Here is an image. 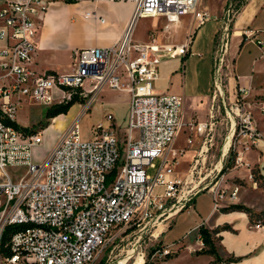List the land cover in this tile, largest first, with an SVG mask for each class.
Masks as SVG:
<instances>
[{"label":"built area","instance_id":"obj_1","mask_svg":"<svg viewBox=\"0 0 264 264\" xmlns=\"http://www.w3.org/2000/svg\"><path fill=\"white\" fill-rule=\"evenodd\" d=\"M58 1L63 0H0V264H96L110 242L127 231L154 228L205 193L191 196L190 191L175 198L181 181L170 177L178 156L173 146L185 127L184 101L154 89L161 63L186 57L194 32L212 20L201 9L202 0H133L131 22L116 44L76 50L70 72L38 73L32 67L37 21ZM83 16L107 23L90 8ZM185 17L190 18V32L182 45L158 43L155 33L149 43L133 41L132 27L141 18H164L167 32ZM231 38L224 22L216 37L208 121L190 126L202 137L213 130L217 113L224 111L227 124L235 129L227 153L235 151L236 166H242L238 145L249 151L262 135L247 107L251 88H239L233 100L227 92ZM258 45L264 50V42ZM104 89L130 93L126 126L119 134L113 115H108V124L96 125L93 138L83 140L80 119ZM73 98L88 100L47 159L35 163L34 149L43 144V136L18 124L19 109L34 102L47 113ZM260 111L264 116V104ZM244 137L249 140L243 143ZM169 154L173 159L167 158ZM251 178L254 189L260 188L253 172ZM161 186L165 192L157 194ZM241 188L236 185L229 193L211 189L214 207L232 204ZM168 200H174L169 207ZM8 231L10 237L2 247ZM169 253L162 248L148 259L143 253L140 257L142 264L155 263Z\"/></svg>","mask_w":264,"mask_h":264},{"label":"crops","instance_id":"obj_2","mask_svg":"<svg viewBox=\"0 0 264 264\" xmlns=\"http://www.w3.org/2000/svg\"><path fill=\"white\" fill-rule=\"evenodd\" d=\"M87 2L90 3V7L87 8L97 11L107 21L106 24H101L100 21L96 22L93 30L96 35L95 41L70 50L56 46L51 41L50 34L46 32L54 18L53 10H51L38 24L39 29L34 40L35 51L32 67L38 73L58 72L53 69L63 71L58 73L70 72L73 54L76 50L90 47H109L116 44L123 37L131 22L135 7L132 1L131 4L128 3V0H87ZM59 4L62 11L60 12L67 14L68 12L64 8L66 5L61 1H59ZM87 8H84L83 11ZM115 9H117L118 14L115 13ZM83 11L78 13L82 17H84ZM215 20V22H209L194 32L191 50L186 57L165 59L161 63L159 78L154 82L155 93H170L183 98L185 127L191 122L198 124L208 121L216 37L222 24L220 20ZM177 28L178 25L171 27L174 33L177 32ZM156 29L158 28L153 25V31L150 34L156 33ZM86 31L91 32L88 29ZM160 32L165 31L161 29ZM231 32V43L233 40H238V43L232 54L230 44L227 55L229 65L227 92L233 100L239 88H251L247 97V107L251 108L256 117L257 127L262 135L258 146L249 151H244L243 146L238 145V152L245 164L237 166L231 172L243 179L251 189L241 188L238 199L232 204L244 205L253 213L251 215L239 211L226 212L223 208L232 205L226 202L216 209L211 192L195 196L191 203L187 205V208L169 218L171 221H168L169 219L160 221L153 228L148 243L149 248L161 246L172 253L178 252L173 258L157 264H264V219H257L260 214L264 213V196L262 198L257 197L258 199L250 197L251 190L255 191L251 178L253 170L264 174V116L260 111L261 106L264 104V50L260 49L258 45L259 42H264V0H247L238 13ZM246 33L248 34L246 35ZM187 36L186 33L176 34L175 40L165 41V39L156 35V42L182 45ZM149 42H151V39L143 43ZM48 56L51 58H48ZM100 96L93 107L99 103V106L105 107L106 113L98 120V124L104 123L107 125V116L113 115V126L119 134H122L130 108V93L104 89ZM82 108V104L77 103L69 110L67 115H60L59 117L69 116L70 119L67 122V125H69L80 115ZM57 119L58 117L55 120L53 119V122ZM52 126L50 125L49 128ZM234 130L233 128L231 136H229L223 148V159L227 155ZM194 134L196 137L201 138V135L196 131ZM241 140L244 143L249 139L244 137ZM177 142L175 141L173 148ZM185 155L186 152L180 155L178 159L183 158ZM200 155L199 149L193 150L189 161L195 160ZM157 162L162 163L161 160ZM177 166H181L179 161ZM186 167H188V164ZM186 167L181 168L179 173L186 171ZM256 223L263 225V228H254L253 225ZM225 226L229 227V230L222 231L215 236L218 239L216 247L220 260L218 261L212 255L198 254L204 248V243L198 234L199 228L204 227L209 231H214ZM176 246L180 248L173 251Z\"/></svg>","mask_w":264,"mask_h":264},{"label":"rangeland","instance_id":"obj_3","mask_svg":"<svg viewBox=\"0 0 264 264\" xmlns=\"http://www.w3.org/2000/svg\"><path fill=\"white\" fill-rule=\"evenodd\" d=\"M131 1L133 2V0H128V3L131 4ZM61 2L66 5L64 8L68 12L67 14L61 13L62 11L60 10L61 6L59 1L51 5L47 12L49 13L53 10L54 16L52 23L46 30V32L50 34L51 41L56 46L68 50L77 48L85 43L89 44L94 42L96 35L93 30L98 20H87L82 17L81 14H78L79 12H82L84 8L90 7V3H88L87 0H81L79 2H68L63 0ZM246 2L247 0H202L201 9L206 10L210 14L212 20H214L210 22H215V19H218L222 22L221 26L226 22L231 30L238 13ZM116 10L117 9H115V13L118 14ZM41 21H37V23L39 24ZM166 24L167 22L164 18L139 19L133 33V41L143 43L150 39V32L153 31V25L158 28L156 29L157 31L155 34L159 38L165 39V41L175 40L176 34L180 35L186 33L187 36L190 30L189 17L183 18L182 22L177 24L178 28L177 32H175L176 34L172 29L167 32H160L161 29L162 31L165 30L164 28ZM221 26L220 29L222 28ZM86 29L90 30L92 33L87 32ZM237 43L238 40L232 41L231 54L235 51ZM48 58L51 57L48 56ZM53 70L63 72L61 69ZM101 96L100 98H102ZM87 100L88 99H86L82 105L85 104ZM98 104L99 103L92 107L91 111L80 119V133L83 140H91L93 138L94 127L99 123L98 120L106 113L105 107L99 106ZM46 111V108H42L34 102H30L29 104H24L17 114V122L20 126L29 130L41 131L43 136V144L34 149L35 163H42L47 159L48 155L59 142L61 136L74 123L71 122L67 125V122L70 119L69 116L62 118L58 116V119L53 122V119H48L45 116ZM225 117L226 114L224 111L221 110L218 112L217 123L213 130L211 132H205L201 138L195 136L194 130H192V126H190L191 123L196 124L195 122H191L183 128V131L178 138V142L174 147L178 156L173 161L176 168L174 169V176L171 179L181 181L175 198L181 197L184 193L190 191V195L193 196L196 192H210L211 189H225L228 190L227 192L229 193L236 185L241 186L242 188L251 189L249 188V185L245 184L243 179L237 176V174H232L231 172L237 167L234 161L236 152L231 150L223 159V148L233 130V128L231 130V124H227ZM50 125L53 126L49 128ZM190 140L192 141V144H190ZM197 149L200 150L201 155L195 160L189 161L192 151H196ZM184 152H186V155L183 158L178 159V157ZM167 158L169 160L173 159L172 154ZM178 161L181 163L180 167L177 166ZM157 164H159V162H157ZM187 164L188 167H186ZM185 167L186 171L179 173V170ZM149 174L154 175L155 170L150 169ZM156 192L157 194H164L165 187H159ZM263 196V186L255 189V191L251 190L250 197L252 199L262 198ZM173 201L174 200H168L167 206H171ZM257 219L263 220L264 213L260 214ZM168 221H171V219ZM152 230L153 228L145 231H127L121 238H118L113 243L110 242L103 249L96 264H133L136 258L141 256L140 254L142 253L145 254V257L148 259L152 251L159 247H148ZM179 248V246H176L173 251L178 250Z\"/></svg>","mask_w":264,"mask_h":264},{"label":"trees","instance_id":"obj_4","mask_svg":"<svg viewBox=\"0 0 264 264\" xmlns=\"http://www.w3.org/2000/svg\"><path fill=\"white\" fill-rule=\"evenodd\" d=\"M84 102V99H76L73 98L68 104L64 105V106H59V107H54L50 110H48V112L46 113V117L48 119H56L58 116L60 115H67L69 110L77 103L82 104ZM33 133H35V131H33ZM255 180L260 181V186H264V180L263 178L260 176V174L256 171H253ZM263 180V181H262ZM224 211L226 212H233V211H239V212H245L247 214H251L252 215V211L250 209H248L247 207H245L244 205H240V204H232V205H228L227 207L223 208ZM252 217V216H251ZM225 230H229V227L225 226L222 227L220 229L214 230V231H209L208 229L204 228V227H200L198 230V234L201 237L203 243H204V248L201 252H199L198 254H207V255H212L215 256L217 258V260L219 261V255H218V251H217V247H216V241H218V239H216V235L219 234L222 231ZM10 232L8 231L7 233H5L4 237H3V241H2V247L7 243L9 237H10ZM162 247L159 246L158 248H156L155 250L152 251V253L150 254V256L157 250H161ZM4 251V249H3ZM178 254V252L176 253H169L167 254L163 259L155 262V263H147V264H157L161 261H165L168 259L173 258L174 256H176ZM230 260H235V259H230Z\"/></svg>","mask_w":264,"mask_h":264},{"label":"bare ground","instance_id":"obj_5","mask_svg":"<svg viewBox=\"0 0 264 264\" xmlns=\"http://www.w3.org/2000/svg\"><path fill=\"white\" fill-rule=\"evenodd\" d=\"M135 26H136V23H134V25H133V27H132V34L134 33ZM182 131H183V130H182ZM182 131L180 132L179 136L181 135ZM233 134H234V133H233ZM179 136H178V138H179ZM230 136H231V135H230ZM178 138H177L176 142L178 141ZM230 138H231V137H230ZM137 260L139 261V263H138V261H137L138 264H142L143 261H142V259H141L140 256L137 257Z\"/></svg>","mask_w":264,"mask_h":264}]
</instances>
